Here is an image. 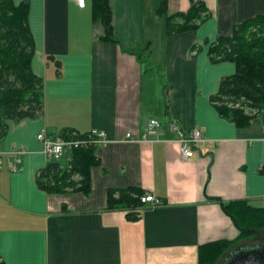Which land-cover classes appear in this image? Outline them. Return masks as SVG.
Masks as SVG:
<instances>
[{
    "label": "crops",
    "instance_id": "crops-1",
    "mask_svg": "<svg viewBox=\"0 0 264 264\" xmlns=\"http://www.w3.org/2000/svg\"><path fill=\"white\" fill-rule=\"evenodd\" d=\"M12 1L28 4L30 66L42 80L43 106L34 118L6 120L0 138L1 264H197L198 245L238 235L209 198L264 208V108L245 127L220 117L209 97L234 64L207 55L234 24L264 15V0H201L206 18L171 35L160 0H107L118 44L100 40L91 0L82 8L73 0ZM189 2L166 0V14ZM149 118L159 121V138L125 137L142 135ZM170 121L204 137L191 158L180 159ZM41 130L51 138L104 132L87 195L37 188L36 172L48 162L35 137ZM67 159L68 151L57 161ZM129 185L163 203L133 221L105 209L106 189Z\"/></svg>",
    "mask_w": 264,
    "mask_h": 264
},
{
    "label": "trees",
    "instance_id": "trees-1",
    "mask_svg": "<svg viewBox=\"0 0 264 264\" xmlns=\"http://www.w3.org/2000/svg\"><path fill=\"white\" fill-rule=\"evenodd\" d=\"M166 0H160L157 12L163 16L166 35L195 29L206 18V8L201 0H190L184 12L166 14ZM28 4L21 1L0 0V138L6 131V120L16 122L21 118H34L42 113V80L30 66L34 42L27 23ZM93 18L103 27L100 40L118 44L113 33L111 12L107 0H91ZM135 54L136 50H129ZM210 62L230 61L234 72L223 76L217 92L209 97L218 115L236 127H245L264 108V15L247 18L232 26L229 36H218L207 49ZM67 131L64 136L84 140L81 145L68 150L65 165L48 162L36 172L35 183L45 193L90 192V168L99 165L94 151L96 145L85 137ZM146 190L129 185L107 188L105 209L122 210L128 220H136L150 205L140 201ZM222 211L235 223L238 235L231 240H214L198 245L197 264H215L236 243L253 235L251 229L264 230V208L253 207L246 200L222 201ZM160 202L154 206L161 205ZM64 210V206H61ZM1 264V262H0Z\"/></svg>",
    "mask_w": 264,
    "mask_h": 264
},
{
    "label": "built area",
    "instance_id": "built-area-1",
    "mask_svg": "<svg viewBox=\"0 0 264 264\" xmlns=\"http://www.w3.org/2000/svg\"><path fill=\"white\" fill-rule=\"evenodd\" d=\"M76 6L79 8L84 7L85 0H73ZM143 134L133 136L130 133H126L125 137L129 138L133 141L139 140H153L159 138L161 136V126L158 120L154 118H149L143 121ZM169 128L175 132L176 140L178 142V151L180 159H188L193 156V151L196 147L201 145L204 142V137L202 136L200 130L196 127L192 128L190 131L184 132L179 125L170 121ZM262 135L264 137V127L262 128ZM36 140L39 142L41 146V151L44 157L47 160L57 161L63 152L70 150L71 148H75L84 140H77L74 138H60V137H49L45 134L43 130L39 131L36 134ZM86 139L90 141L92 144L98 146L102 145L106 142L107 138L104 132L100 130H92L86 133ZM140 201L144 203H148L153 206L159 204L160 202L154 198L152 195L146 193L140 197Z\"/></svg>",
    "mask_w": 264,
    "mask_h": 264
},
{
    "label": "water",
    "instance_id": "water-1",
    "mask_svg": "<svg viewBox=\"0 0 264 264\" xmlns=\"http://www.w3.org/2000/svg\"><path fill=\"white\" fill-rule=\"evenodd\" d=\"M251 231L261 233V231L255 229H251ZM257 249V247H240L238 250L229 252L221 264H263L256 256Z\"/></svg>",
    "mask_w": 264,
    "mask_h": 264
},
{
    "label": "rangeland",
    "instance_id": "rangeland-1",
    "mask_svg": "<svg viewBox=\"0 0 264 264\" xmlns=\"http://www.w3.org/2000/svg\"><path fill=\"white\" fill-rule=\"evenodd\" d=\"M262 233H264V230L261 231ZM253 237L250 238H244L243 240H241L240 242H238L237 244H235L233 247H231L227 253L223 254L222 257H220L217 262L215 264H221V262L223 261V259L225 258L226 255H228L229 252L235 251L240 247H251L254 245H262L264 246V240L261 238L260 234L256 233L252 235Z\"/></svg>",
    "mask_w": 264,
    "mask_h": 264
},
{
    "label": "flooded vegetation",
    "instance_id": "flooded-vegetation-1",
    "mask_svg": "<svg viewBox=\"0 0 264 264\" xmlns=\"http://www.w3.org/2000/svg\"><path fill=\"white\" fill-rule=\"evenodd\" d=\"M254 234H256V233H254ZM258 234H260V236H261V238L264 240V233H258ZM250 237H253L252 235H250V236H248V237H246V239L247 238H250ZM243 240V239H242ZM240 242V241H239ZM237 244V243H236ZM251 247H257L258 249H257V257L259 258V260H261V262L264 264V246H262V245H254V246H251ZM239 249V248H238ZM237 249V250H238Z\"/></svg>",
    "mask_w": 264,
    "mask_h": 264
}]
</instances>
